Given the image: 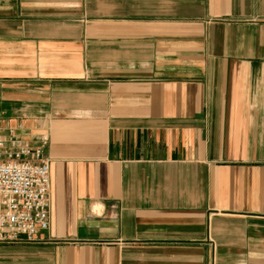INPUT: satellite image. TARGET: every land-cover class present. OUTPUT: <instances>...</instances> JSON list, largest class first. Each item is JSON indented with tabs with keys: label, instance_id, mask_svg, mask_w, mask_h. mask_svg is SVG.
Listing matches in <instances>:
<instances>
[{
	"label": "crops",
	"instance_id": "crops-1",
	"mask_svg": "<svg viewBox=\"0 0 264 264\" xmlns=\"http://www.w3.org/2000/svg\"><path fill=\"white\" fill-rule=\"evenodd\" d=\"M19 125L50 225L0 264H264V0H0Z\"/></svg>",
	"mask_w": 264,
	"mask_h": 264
},
{
	"label": "built area",
	"instance_id": "built-area-1",
	"mask_svg": "<svg viewBox=\"0 0 264 264\" xmlns=\"http://www.w3.org/2000/svg\"><path fill=\"white\" fill-rule=\"evenodd\" d=\"M22 129L0 126V244L36 242L50 225V161Z\"/></svg>",
	"mask_w": 264,
	"mask_h": 264
}]
</instances>
